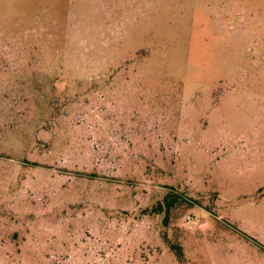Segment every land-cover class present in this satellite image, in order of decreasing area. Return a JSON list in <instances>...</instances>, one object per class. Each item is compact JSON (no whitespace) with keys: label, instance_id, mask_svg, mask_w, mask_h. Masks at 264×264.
<instances>
[{"label":"rangeland","instance_id":"374dc122","mask_svg":"<svg viewBox=\"0 0 264 264\" xmlns=\"http://www.w3.org/2000/svg\"><path fill=\"white\" fill-rule=\"evenodd\" d=\"M0 264H264V0H0Z\"/></svg>","mask_w":264,"mask_h":264},{"label":"trees","instance_id":"16d2710c","mask_svg":"<svg viewBox=\"0 0 264 264\" xmlns=\"http://www.w3.org/2000/svg\"><path fill=\"white\" fill-rule=\"evenodd\" d=\"M179 199H180V197L178 195H174V194H171L166 198V201H165V210H166L165 221L166 222L169 218V214H170L171 209L175 206V204L177 203V201ZM163 210H164V206L162 204H159L158 207L155 209V212H162ZM178 250H177V254L181 258L182 257L181 249H178Z\"/></svg>","mask_w":264,"mask_h":264}]
</instances>
